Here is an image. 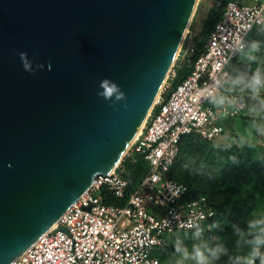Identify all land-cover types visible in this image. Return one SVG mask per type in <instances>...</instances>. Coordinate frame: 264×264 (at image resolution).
I'll return each instance as SVG.
<instances>
[{
	"label": "water",
	"instance_id": "95a60500",
	"mask_svg": "<svg viewBox=\"0 0 264 264\" xmlns=\"http://www.w3.org/2000/svg\"><path fill=\"white\" fill-rule=\"evenodd\" d=\"M195 1L0 0V264L21 255L97 176L114 170ZM105 78L121 86L125 101L97 95Z\"/></svg>",
	"mask_w": 264,
	"mask_h": 264
},
{
	"label": "built area",
	"instance_id": "2783aa9c",
	"mask_svg": "<svg viewBox=\"0 0 264 264\" xmlns=\"http://www.w3.org/2000/svg\"><path fill=\"white\" fill-rule=\"evenodd\" d=\"M263 24L264 0L227 2L190 73L174 89H161L124 154L129 158L140 154L148 164L127 202L106 204L100 194L102 186L115 197L126 192L119 161L111 173L97 176L55 225L10 264H159L154 252L166 247L176 232L205 229L209 233L215 215L212 206L204 196L185 200L186 186L172 180L169 169L182 135L227 139L230 129L221 119L257 118L260 106L248 91L222 93V88L230 82L229 63L246 49L249 36ZM188 52H193L192 47ZM213 95L230 102L217 106ZM173 188L179 190L177 197L170 194ZM152 207L157 215L150 212Z\"/></svg>",
	"mask_w": 264,
	"mask_h": 264
},
{
	"label": "trees",
	"instance_id": "16d2710c",
	"mask_svg": "<svg viewBox=\"0 0 264 264\" xmlns=\"http://www.w3.org/2000/svg\"><path fill=\"white\" fill-rule=\"evenodd\" d=\"M229 1L232 0H215L216 6L205 17L201 35L194 37L193 52L185 58V65L175 70L169 90L174 89L190 73L194 61L202 52V46L209 31L221 17ZM253 43L259 45L258 51L251 49ZM246 49L251 51V56L255 59L248 58L240 63L236 60L237 55L231 60L228 66L230 82L222 88V93L247 91L241 86H234V81L238 76L241 74L251 76L257 69L264 71V37L259 34L251 36ZM220 121L228 128L231 125V119L226 118ZM261 121H264V108L260 107L258 116L252 120V123L257 128ZM255 155L256 148L252 142L241 140L238 145L216 144L214 140L190 133L180 137L178 152L169 169L170 178L186 186L185 200L204 196L212 206L215 215L210 220L211 229L209 233L205 229H201V232L221 237L228 250L230 262L235 261L237 257L245 256L249 251L245 243L247 237L237 236L233 226L247 231L246 222L257 218L254 211L259 199L245 186V182L259 169ZM232 157H235L237 162L233 163ZM123 168L122 176L127 181L126 192L122 197H115L105 186H102L100 194L104 203L124 205L129 192L137 187L147 172L148 164L142 155L134 154L133 158L127 157ZM186 233L191 232H176L169 239L167 246L155 251L154 255L159 259L161 252L175 242L177 235Z\"/></svg>",
	"mask_w": 264,
	"mask_h": 264
},
{
	"label": "rangeland",
	"instance_id": "374dc122",
	"mask_svg": "<svg viewBox=\"0 0 264 264\" xmlns=\"http://www.w3.org/2000/svg\"><path fill=\"white\" fill-rule=\"evenodd\" d=\"M235 1L240 3H248L249 0H235ZM215 6H216L215 0H197L189 26L186 30V33L183 37L177 55L173 61L170 71L161 89L163 87H166L168 89L171 79L174 77L172 76V73L173 72L175 73V70L178 67L185 65V58L187 56H190L192 53V52H188L189 47H192V49H194V45H195L194 37L201 35L205 17L207 16L208 12ZM255 32L256 30H254L252 34H254ZM252 34L249 37H251ZM256 34H259V36L264 37V24L262 25L261 30H259ZM250 55H251V51L246 49L245 51L239 53L236 60L240 63L244 62L245 60L248 59ZM258 126L264 127V121H261ZM229 129H230L229 138L227 139L218 138L214 140V142L216 144L227 143V144L238 145L240 144L241 140H246L252 142L255 145L256 148L255 160L259 169L257 172L253 173L250 176L248 181L245 182V186L250 191H252L259 199L258 206L254 211L255 216L259 218L261 216H264V135H261L259 132H257L255 126L252 123V119H248V118L231 119V125L229 126ZM127 157H128L127 155H124L122 157V159L120 160L121 166H123V163L124 161L127 160ZM164 209L165 207L162 208V210ZM149 210L151 213L157 215L156 208L152 207ZM194 234L195 232L177 235L175 241L177 239H180L183 241L185 246L191 249L193 243L197 242L194 238ZM201 239L207 241L210 245H213L215 243H221L225 246L221 237L218 235L209 236L208 234L202 232ZM174 244L175 242L169 245L165 250L161 252V254L159 255V260H160L159 264H179L180 258L175 255ZM228 260H230V258L227 252L226 254L220 256L219 259L212 260L211 264H224ZM183 264H195V262L189 260V261H183Z\"/></svg>",
	"mask_w": 264,
	"mask_h": 264
},
{
	"label": "clouds",
	"instance_id": "9594fccd",
	"mask_svg": "<svg viewBox=\"0 0 264 264\" xmlns=\"http://www.w3.org/2000/svg\"><path fill=\"white\" fill-rule=\"evenodd\" d=\"M253 51L259 50V45L253 43L251 45ZM25 71L33 73L35 71L33 67V61L29 59L26 52L19 54ZM250 60H254V56L248 57ZM43 64L36 65V69H42ZM51 70V65L48 66ZM234 86H241L247 90L250 94V98L257 101L261 108H264V71L257 69L251 76L241 74L234 81ZM99 88L101 91L97 92V95L104 100L111 101L113 104H117L126 100V94L121 89V86L115 81L105 78L100 81ZM212 102L217 106L225 105L226 102H230L224 96L211 97ZM127 105H125L126 107ZM257 132L264 135V127L257 126ZM251 146V145H249ZM233 163L237 162L235 157L231 158ZM172 197L179 195V190L173 188L170 189ZM235 233L239 237H247L245 243L249 247L248 253L243 257H237L234 264H264V216L259 218H252L246 222L247 231L242 230L238 226H233ZM202 232L197 230L194 234V238L197 241L193 243L191 249L185 246L183 241L177 239L175 241V255L180 258L179 264H183V261H194L195 264H211L212 260L219 259L220 256L227 253V248L221 243H215L210 245L207 241L201 239Z\"/></svg>",
	"mask_w": 264,
	"mask_h": 264
},
{
	"label": "bare ground",
	"instance_id": "6f19581e",
	"mask_svg": "<svg viewBox=\"0 0 264 264\" xmlns=\"http://www.w3.org/2000/svg\"><path fill=\"white\" fill-rule=\"evenodd\" d=\"M196 2H197V0H196L195 3H194V7H193V9H192V12H191V14H190V17H189L188 23H187V25H186V27H185V30H184V32H183V35H182V38H181V41H180L179 47H180L181 42H182V40H183V37H184V35H185V33H186V30H187V28H188V26H189V23H190V21H191V18H192V15H193L194 9H195ZM179 47H178V49H177V52H178V50H179ZM177 52H176V54H175V56H174V58H173V60H172V62H171V64H170V66H169V68H168L167 74H168L169 71H170V68H171V66H172V64H173V61H174L176 55H177ZM167 74H166V76H165V78H164L162 84L160 85L159 90L161 89V87H162V85H163V83H164V81H165V79H166V77H167ZM159 90H158L156 96L154 97V99H153V101H152L150 107L148 108V110H147V112H146V114H145V116H144V118H143V120H142V122H141V124H140V126H139V128H138V130H137V132H136V134H135V136L133 137V139H132L131 142L129 143L128 147L131 145V143L134 141V139H135V138L137 137V135L140 133V131H141V129H142V126H143V124H144V122H145V120H146V117L148 116V114H149V112H150V109H151L152 105L155 103V101H156V99H157V97H158V95H159ZM128 147H127V148H128ZM118 163H119V162H118ZM118 163H117V164H118ZM116 166H117V165H116ZM116 166H115V167H116ZM56 222H57V221H56ZM56 222H55V223H56ZM55 223H54L51 227H53V226L55 225ZM51 227H50V228H51ZM50 228H49V229H50Z\"/></svg>",
	"mask_w": 264,
	"mask_h": 264
},
{
	"label": "crops",
	"instance_id": "0c3cea01",
	"mask_svg": "<svg viewBox=\"0 0 264 264\" xmlns=\"http://www.w3.org/2000/svg\"><path fill=\"white\" fill-rule=\"evenodd\" d=\"M224 264H233L232 262H230V260H228L226 263ZM257 264H259V262H257Z\"/></svg>",
	"mask_w": 264,
	"mask_h": 264
}]
</instances>
